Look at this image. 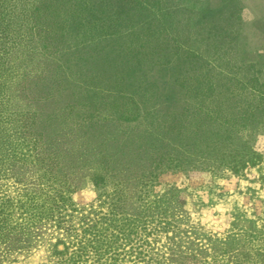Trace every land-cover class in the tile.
Here are the masks:
<instances>
[{
    "label": "trees",
    "instance_id": "obj_1",
    "mask_svg": "<svg viewBox=\"0 0 264 264\" xmlns=\"http://www.w3.org/2000/svg\"><path fill=\"white\" fill-rule=\"evenodd\" d=\"M88 15L108 20L117 54L130 43L167 66V140L122 125L137 117L119 101L103 109L83 57L73 59ZM232 23L181 0H0V264L33 249L42 264H150L157 148L167 144V172L243 175L258 163L264 64L240 58ZM89 182L100 210L73 200Z\"/></svg>",
    "mask_w": 264,
    "mask_h": 264
},
{
    "label": "rangeland",
    "instance_id": "obj_2",
    "mask_svg": "<svg viewBox=\"0 0 264 264\" xmlns=\"http://www.w3.org/2000/svg\"><path fill=\"white\" fill-rule=\"evenodd\" d=\"M181 1L200 14L210 9H222L224 15L229 14L238 31L233 43L240 58L264 64V0ZM88 20L89 28L75 31L86 43L73 48L76 50L73 59L83 57L88 80L103 95V109L111 111L110 101H119L122 109L128 107L137 117L130 122L121 121L122 125L136 127L138 131L149 127L167 140V66L160 60L143 61L144 58L135 55L136 50L140 52L138 47L135 49L130 43L126 48L123 46L120 56L114 48L116 41L109 34L112 30L108 20L101 15H88ZM163 21L167 33V17ZM196 41L201 49L203 42ZM190 44L196 46L194 40ZM164 59L167 61V56ZM156 100L163 103L157 106L162 107L160 111L154 109ZM257 147L262 156L255 166L247 167L243 175L228 169L218 177L203 170L167 172V144L156 149L153 164L160 162L164 166L159 165L162 169L155 172L157 180L148 187L147 196L154 202L146 214L156 217L148 225L157 229L144 246L145 259L150 264H160L162 257L158 252L166 257L165 264H264V179L260 178L264 176V137L258 139ZM172 186L176 188L175 194L164 196ZM72 197L88 210L91 204L100 210L90 182ZM103 211L109 212L106 207ZM157 218L167 219V232H160L158 225L164 223H159ZM44 261L43 250L33 249L17 254L15 260L4 264Z\"/></svg>",
    "mask_w": 264,
    "mask_h": 264
}]
</instances>
